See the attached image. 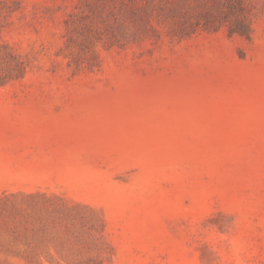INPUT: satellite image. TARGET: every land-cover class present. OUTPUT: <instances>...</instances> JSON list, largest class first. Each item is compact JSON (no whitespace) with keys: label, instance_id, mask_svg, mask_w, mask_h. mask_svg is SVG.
Instances as JSON below:
<instances>
[{"label":"rangeland","instance_id":"rangeland-1","mask_svg":"<svg viewBox=\"0 0 264 264\" xmlns=\"http://www.w3.org/2000/svg\"><path fill=\"white\" fill-rule=\"evenodd\" d=\"M140 2L0 0V264H264V0Z\"/></svg>","mask_w":264,"mask_h":264},{"label":"trees","instance_id":"trees-1","mask_svg":"<svg viewBox=\"0 0 264 264\" xmlns=\"http://www.w3.org/2000/svg\"><path fill=\"white\" fill-rule=\"evenodd\" d=\"M141 0H129L130 4H127L128 7H130V5H138V14L136 12H134L133 10L129 11V16L130 18L132 17H137L139 19H141V21L143 22H147V18L149 17V14L146 11V4L144 5L143 3L140 2ZM151 0H144L145 3H149ZM153 30V28L150 26V30ZM238 31H234V30H230L231 34H234Z\"/></svg>","mask_w":264,"mask_h":264}]
</instances>
